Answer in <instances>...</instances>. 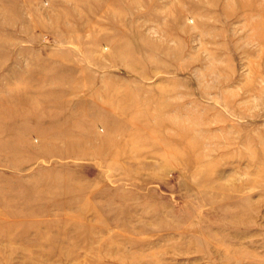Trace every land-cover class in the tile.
Here are the masks:
<instances>
[{
  "label": "rangeland",
  "instance_id": "rangeland-1",
  "mask_svg": "<svg viewBox=\"0 0 264 264\" xmlns=\"http://www.w3.org/2000/svg\"><path fill=\"white\" fill-rule=\"evenodd\" d=\"M0 264H264V0H0Z\"/></svg>",
  "mask_w": 264,
  "mask_h": 264
}]
</instances>
